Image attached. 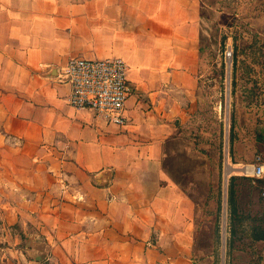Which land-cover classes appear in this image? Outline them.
I'll return each mask as SVG.
<instances>
[{
    "label": "crops",
    "instance_id": "0c3cea01",
    "mask_svg": "<svg viewBox=\"0 0 264 264\" xmlns=\"http://www.w3.org/2000/svg\"><path fill=\"white\" fill-rule=\"evenodd\" d=\"M205 7L0 0V264H199L197 208L164 157L199 100ZM71 58L127 64L125 126L69 104ZM256 164L241 170L264 190Z\"/></svg>",
    "mask_w": 264,
    "mask_h": 264
},
{
    "label": "rangeland",
    "instance_id": "374dc122",
    "mask_svg": "<svg viewBox=\"0 0 264 264\" xmlns=\"http://www.w3.org/2000/svg\"><path fill=\"white\" fill-rule=\"evenodd\" d=\"M205 1L201 92L194 114L166 147L164 167L197 208L199 264H264V243L252 241L251 220L262 213L264 190L245 180L241 170L257 155L264 163V36L257 18L264 0ZM241 150L247 158L236 162L234 154ZM233 176H238L239 211L248 218L238 227L229 255Z\"/></svg>",
    "mask_w": 264,
    "mask_h": 264
},
{
    "label": "built area",
    "instance_id": "2783aa9c",
    "mask_svg": "<svg viewBox=\"0 0 264 264\" xmlns=\"http://www.w3.org/2000/svg\"><path fill=\"white\" fill-rule=\"evenodd\" d=\"M228 56H231L229 53ZM57 80L71 86L69 104L78 110H89L97 117L120 126L127 124L126 103L133 93L128 66L120 58L89 60L71 58L60 70ZM253 175L264 176L261 158H256ZM248 173V170H245ZM29 264H39L30 262Z\"/></svg>",
    "mask_w": 264,
    "mask_h": 264
},
{
    "label": "trees",
    "instance_id": "16d2710c",
    "mask_svg": "<svg viewBox=\"0 0 264 264\" xmlns=\"http://www.w3.org/2000/svg\"><path fill=\"white\" fill-rule=\"evenodd\" d=\"M234 138H235V134L233 131V128L231 129V149H234ZM236 179H238V177L233 176L230 179V183H229V190H228V212H229V232H230V238L227 242V248L229 250V255H230V249L232 247V244L234 243V237L237 234V229L240 226L243 218H248V215L246 214V216L244 215L245 213L241 214L239 212V207H238V203H237V190H236ZM260 183H263L261 181H259ZM262 216H256L252 219V221L255 223H261L262 221ZM252 239L254 240H264V229L263 227H261V225H257L255 224L253 226V236Z\"/></svg>",
    "mask_w": 264,
    "mask_h": 264
},
{
    "label": "bare ground",
    "instance_id": "6f19581e",
    "mask_svg": "<svg viewBox=\"0 0 264 264\" xmlns=\"http://www.w3.org/2000/svg\"><path fill=\"white\" fill-rule=\"evenodd\" d=\"M229 171V170H228Z\"/></svg>",
    "mask_w": 264,
    "mask_h": 264
}]
</instances>
